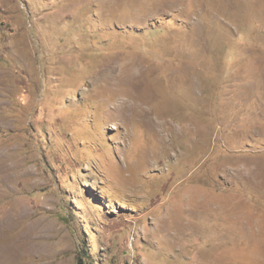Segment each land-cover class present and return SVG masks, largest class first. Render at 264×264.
Returning <instances> with one entry per match:
<instances>
[{"label": "rangeland", "instance_id": "374dc122", "mask_svg": "<svg viewBox=\"0 0 264 264\" xmlns=\"http://www.w3.org/2000/svg\"><path fill=\"white\" fill-rule=\"evenodd\" d=\"M0 264H264V0H0Z\"/></svg>", "mask_w": 264, "mask_h": 264}, {"label": "bare ground", "instance_id": "6f19581e", "mask_svg": "<svg viewBox=\"0 0 264 264\" xmlns=\"http://www.w3.org/2000/svg\"><path fill=\"white\" fill-rule=\"evenodd\" d=\"M0 255H4V254H2V253L0 252Z\"/></svg>", "mask_w": 264, "mask_h": 264}]
</instances>
